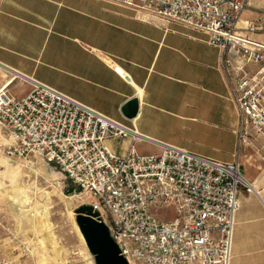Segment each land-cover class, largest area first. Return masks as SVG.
<instances>
[{"label":"built area","instance_id":"built-area-1","mask_svg":"<svg viewBox=\"0 0 264 264\" xmlns=\"http://www.w3.org/2000/svg\"><path fill=\"white\" fill-rule=\"evenodd\" d=\"M103 1L208 35L237 107L238 154L264 139V43L254 37L263 27L243 20L251 0ZM17 81L32 89L22 99L0 90V133L91 199L129 264H230L239 191L251 190L239 159L223 163L165 144L142 154L136 142L145 138L135 130L14 72ZM128 138L124 154L108 145ZM152 209H173L176 219L164 222Z\"/></svg>","mask_w":264,"mask_h":264},{"label":"crops","instance_id":"crops-1","mask_svg":"<svg viewBox=\"0 0 264 264\" xmlns=\"http://www.w3.org/2000/svg\"><path fill=\"white\" fill-rule=\"evenodd\" d=\"M208 39L103 0H0V90L16 99L30 93V84L10 82L14 72L55 89L135 130L145 138L136 142L142 154L165 144L223 163L239 159L254 190L239 191L230 264H264V139L238 154L237 107ZM20 86L26 93L18 97ZM133 99L139 110L129 118L123 109ZM130 144L108 142L119 154ZM221 146L231 159L210 156Z\"/></svg>","mask_w":264,"mask_h":264},{"label":"rangeland","instance_id":"rangeland-1","mask_svg":"<svg viewBox=\"0 0 264 264\" xmlns=\"http://www.w3.org/2000/svg\"><path fill=\"white\" fill-rule=\"evenodd\" d=\"M251 6L243 17L263 27L254 37L264 43V20L259 21L260 16L264 18V0H251ZM25 91L26 87L20 86L13 93L19 97ZM15 146L10 137L0 133V264H90L75 211L89 205L91 199L78 189L67 196L65 191L71 185L60 174L63 185L49 175L45 167L50 163L32 155L21 156ZM218 148L220 152L210 156L231 159L232 149ZM7 169L19 170L15 182ZM152 213L164 222L176 219L173 209H152Z\"/></svg>","mask_w":264,"mask_h":264},{"label":"water","instance_id":"water-1","mask_svg":"<svg viewBox=\"0 0 264 264\" xmlns=\"http://www.w3.org/2000/svg\"><path fill=\"white\" fill-rule=\"evenodd\" d=\"M123 110L127 117H135L139 110L138 100H131ZM48 166L52 168L51 164ZM74 190L75 188L71 186L65 193L71 196ZM75 215L77 226L94 259V264H129L113 239L109 227L100 220L99 213L92 206L83 205L77 208Z\"/></svg>","mask_w":264,"mask_h":264},{"label":"bare ground","instance_id":"bare-ground-1","mask_svg":"<svg viewBox=\"0 0 264 264\" xmlns=\"http://www.w3.org/2000/svg\"><path fill=\"white\" fill-rule=\"evenodd\" d=\"M9 82V81H8ZM5 85V84H4ZM7 86V85H6ZM10 85H8L7 86V88L9 87ZM4 88V87H3ZM136 122V121H135ZM3 162V161H2ZM4 163V162H3ZM46 169H47V171H48V173H49V175L54 179V180H56L57 182H59L60 181V184H62L63 183V181L61 180V179H59L60 177H59V175L58 174H60V173H57L56 171H54V170H52L49 166H47L46 165V167H45ZM6 173H8V175L10 176V179H11V181H12V183L13 182H15V179L18 177V175H19V170H16V169H14V170H11V172H9V169H7L6 170ZM62 177V176H61ZM59 179V180H58ZM62 181V182H61ZM247 184H248V182H247ZM63 185V184H62ZM61 185V186H62ZM0 186H1V184H0ZM4 186V185H3ZM60 186V187H61ZM248 186L249 187H251L252 188V186H250L249 184H248ZM252 190H254L253 188H252ZM25 191V190H24ZM12 193V192H11ZM21 193V192H20ZM23 193V192H22ZM15 198V197H14ZM23 203V202H22ZM22 205V204H21ZM26 206V205H25ZM23 208V207H22ZM77 229H78V232H79V234L81 235V237H82V240H84L83 239V236H82V234H81V232H80V230H79V228H78V226H77ZM85 242V241H84ZM91 255V254H90ZM88 259H90V264H94V259H93V257L92 256H90V258H88Z\"/></svg>","mask_w":264,"mask_h":264}]
</instances>
